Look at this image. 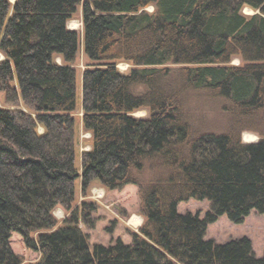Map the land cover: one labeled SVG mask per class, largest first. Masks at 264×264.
Here are the masks:
<instances>
[{
	"label": "trees",
	"instance_id": "16d2710c",
	"mask_svg": "<svg viewBox=\"0 0 264 264\" xmlns=\"http://www.w3.org/2000/svg\"><path fill=\"white\" fill-rule=\"evenodd\" d=\"M79 6L84 54L99 67L81 76L92 145L77 168L69 64L80 39L67 23ZM0 55V264H22L14 239L40 254L31 264H264L247 238L205 239L222 216L264 214V0H0ZM118 61L133 67L120 73ZM192 90L228 103L225 129L194 130ZM142 109L147 118L132 115ZM244 131L259 140L242 142ZM77 180L82 195L93 182L137 189L144 224L130 244L89 247L79 224L94 228L97 206L73 207ZM189 200L209 210L179 213ZM57 207L69 212L60 226Z\"/></svg>",
	"mask_w": 264,
	"mask_h": 264
},
{
	"label": "rangeland",
	"instance_id": "374dc122",
	"mask_svg": "<svg viewBox=\"0 0 264 264\" xmlns=\"http://www.w3.org/2000/svg\"><path fill=\"white\" fill-rule=\"evenodd\" d=\"M13 1V0H12ZM147 11H152V7H148ZM245 16L254 14L252 9L245 7L242 9ZM68 28L74 30L79 35V50L75 60L69 65L76 73V107L72 113L75 119V165L80 167V156L83 151L91 149L90 134L85 133L81 124V76L84 70L88 68L99 67L97 63L91 62L84 54L82 44L83 27L81 22V6L77 8L67 23ZM2 56L0 55V59ZM55 62L62 64V59L58 56L54 57ZM230 65H242L239 57H233ZM171 68L177 66L168 65ZM132 64L125 61L116 62V68L120 73L127 74L132 69ZM4 105L2 95H0V107ZM228 103L219 96L210 91L192 90L189 91L183 100V112L188 121L193 125L195 131H215L219 132L226 128L230 121V111H227ZM10 108H14L11 107ZM16 108V107H15ZM18 108H23L19 105ZM136 118H147L148 111L146 109L139 110L132 114ZM37 131L42 133V128L38 127ZM247 136V137H246ZM260 136L251 131H244L241 140L244 143H255ZM75 199L74 208H81L83 203H95L97 210L91 213L89 219H93L94 228H88L86 224L80 223L79 226L83 233L86 234L89 247L92 249L94 245H112L117 239L126 244L132 241V233L140 234L139 230L144 224V216L139 211L138 195L136 188H125L120 192H109L99 183L90 184L86 195H82L80 191V180L75 183ZM179 213L184 214L190 212L198 214L201 218L209 210L207 201L189 200L178 205ZM57 226H60L65 218L69 216V212L61 207H57L53 212ZM136 216L140 218V223L135 224L132 218ZM32 236H36L32 234ZM247 238L254 254L257 257L264 255V214H258L252 211L241 224L231 223L225 216L220 217L215 223L207 226L205 239H210L216 243L222 244L234 239ZM13 248L17 254L22 257V264H31L39 261L40 254L33 252L31 249L17 239L13 240Z\"/></svg>",
	"mask_w": 264,
	"mask_h": 264
},
{
	"label": "bare ground",
	"instance_id": "6f19581e",
	"mask_svg": "<svg viewBox=\"0 0 264 264\" xmlns=\"http://www.w3.org/2000/svg\"><path fill=\"white\" fill-rule=\"evenodd\" d=\"M247 137V136H246ZM140 218L139 217H136V216H134L133 218H132V222H134L135 224H139L140 223Z\"/></svg>",
	"mask_w": 264,
	"mask_h": 264
}]
</instances>
